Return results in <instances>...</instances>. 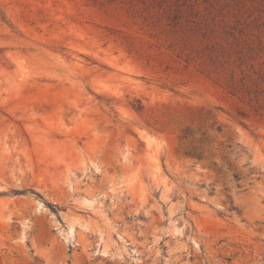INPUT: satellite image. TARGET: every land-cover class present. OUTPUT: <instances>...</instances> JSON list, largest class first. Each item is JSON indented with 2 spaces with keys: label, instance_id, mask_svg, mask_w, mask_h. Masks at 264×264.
<instances>
[{
  "label": "rangeland",
  "instance_id": "1",
  "mask_svg": "<svg viewBox=\"0 0 264 264\" xmlns=\"http://www.w3.org/2000/svg\"><path fill=\"white\" fill-rule=\"evenodd\" d=\"M0 264H264V0H0Z\"/></svg>",
  "mask_w": 264,
  "mask_h": 264
}]
</instances>
